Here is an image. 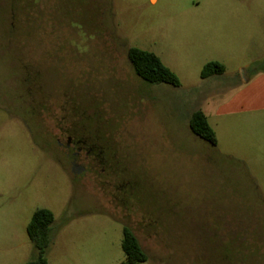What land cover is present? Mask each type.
<instances>
[{
	"label": "rangeland",
	"instance_id": "obj_1",
	"mask_svg": "<svg viewBox=\"0 0 264 264\" xmlns=\"http://www.w3.org/2000/svg\"><path fill=\"white\" fill-rule=\"evenodd\" d=\"M254 1L0 0V264L36 259L37 209L55 219L47 264H121L124 227L143 264H264V125L215 147L188 127L260 56L209 24ZM129 48L180 87L136 77ZM218 58L223 76L202 79Z\"/></svg>",
	"mask_w": 264,
	"mask_h": 264
},
{
	"label": "crops",
	"instance_id": "obj_2",
	"mask_svg": "<svg viewBox=\"0 0 264 264\" xmlns=\"http://www.w3.org/2000/svg\"><path fill=\"white\" fill-rule=\"evenodd\" d=\"M247 7L249 9H245L243 17H231L218 22H213V19L209 21L211 28L213 24L219 23L216 24V29L225 31L226 35L236 42L237 37H241V45L245 51L257 48L262 50L260 56L251 59L244 67L242 72H246V75L241 82L214 96L204 98L203 106L197 109L206 116L209 126L215 132L217 143L219 133L229 132L233 123L242 124L247 129L264 125V18L258 15L257 10L264 8V2H250ZM261 35L263 42L258 43ZM235 40L231 43L233 47L229 44L232 48H238L239 44L237 45ZM210 62L222 64L226 71V59L218 58ZM251 66L254 68L251 69ZM210 118L214 124H211Z\"/></svg>",
	"mask_w": 264,
	"mask_h": 264
},
{
	"label": "trees",
	"instance_id": "obj_3",
	"mask_svg": "<svg viewBox=\"0 0 264 264\" xmlns=\"http://www.w3.org/2000/svg\"><path fill=\"white\" fill-rule=\"evenodd\" d=\"M127 57L135 76L143 82L151 85L165 84L175 88L180 87L179 78L155 54L137 48H129ZM224 72L225 68L222 64L209 62L203 66L200 76L202 79H206L222 76ZM188 127L195 137L212 147L216 146L215 132L209 126L202 111L196 110L191 114ZM54 220L53 213L47 209H37L33 213L26 226V234L37 252V257L28 264H47L45 254L51 243V229ZM121 248L124 254L121 264H143L148 260L137 238L126 227L123 228Z\"/></svg>",
	"mask_w": 264,
	"mask_h": 264
},
{
	"label": "water",
	"instance_id": "obj_4",
	"mask_svg": "<svg viewBox=\"0 0 264 264\" xmlns=\"http://www.w3.org/2000/svg\"><path fill=\"white\" fill-rule=\"evenodd\" d=\"M85 168L79 165H76L75 163L71 166V171L74 175H81L84 172Z\"/></svg>",
	"mask_w": 264,
	"mask_h": 264
},
{
	"label": "flooded vegetation",
	"instance_id": "obj_5",
	"mask_svg": "<svg viewBox=\"0 0 264 264\" xmlns=\"http://www.w3.org/2000/svg\"><path fill=\"white\" fill-rule=\"evenodd\" d=\"M70 143H67L66 144V148L68 149V148H70ZM77 154L76 153H72V155H71V157H72V162H71V165L73 164V163H75L76 165H77V163H76V161H77Z\"/></svg>",
	"mask_w": 264,
	"mask_h": 264
}]
</instances>
